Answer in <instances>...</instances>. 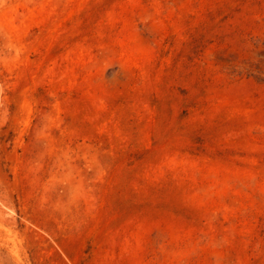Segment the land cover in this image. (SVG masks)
<instances>
[{
    "label": "rangeland",
    "instance_id": "rangeland-1",
    "mask_svg": "<svg viewBox=\"0 0 264 264\" xmlns=\"http://www.w3.org/2000/svg\"><path fill=\"white\" fill-rule=\"evenodd\" d=\"M0 264H264V0H0Z\"/></svg>",
    "mask_w": 264,
    "mask_h": 264
}]
</instances>
